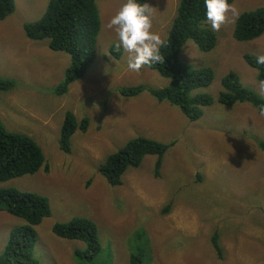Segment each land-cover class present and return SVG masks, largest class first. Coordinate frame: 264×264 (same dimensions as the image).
<instances>
[{
  "label": "rangeland",
  "instance_id": "1",
  "mask_svg": "<svg viewBox=\"0 0 264 264\" xmlns=\"http://www.w3.org/2000/svg\"><path fill=\"white\" fill-rule=\"evenodd\" d=\"M48 1L14 0V10L0 19L7 33L0 39V79L13 81L0 90V123L32 137L46 165L0 182V189L47 197L50 215L36 226L34 253L40 263L81 264L74 251L85 249V243L57 236L53 226L86 217L96 224L101 247L86 264H129L131 251L142 245L147 264H264V150L259 146L264 111L247 102L217 101L220 81L230 71L264 97V81L256 80V70L243 58L264 57V33L250 41L233 37L237 16L264 6V0H232L214 8L205 23L216 38L211 50L201 51L191 39L181 46V62L213 70L212 82L194 91L210 94L213 102L202 106L195 120L149 94L169 79L141 63L166 37L178 0H144L147 21L127 25L119 22L127 0H95L101 25L94 60L62 95L54 88L70 63L68 54L51 50L47 40L14 38L17 27L41 17ZM15 43L26 44L25 49L10 60L1 50ZM113 44L122 47L118 57L109 55ZM139 85L146 89L135 96L118 90ZM68 114L88 123L72 133L71 150L65 152L58 140ZM137 137L173 142L158 176L156 155L146 154L137 167L126 169L121 185L109 184L97 170L99 162ZM21 224L22 218L0 210V253Z\"/></svg>",
  "mask_w": 264,
  "mask_h": 264
},
{
  "label": "trees",
  "instance_id": "2",
  "mask_svg": "<svg viewBox=\"0 0 264 264\" xmlns=\"http://www.w3.org/2000/svg\"><path fill=\"white\" fill-rule=\"evenodd\" d=\"M232 0H178L176 14L169 31L156 50L142 57V64L156 70L169 79L163 88H150V95L160 101L176 106L186 117L195 120L202 115V106L213 102L210 94L194 92L207 87L213 79V70L209 67L194 69L179 60L181 46L187 40H193L201 51H209L215 45V34L205 23L211 17L212 10L228 5ZM144 0H127V11L120 18L122 25L131 21L145 23L147 14L143 8ZM14 10V0H0V19ZM100 16L95 0H49L44 13L34 22L23 24L25 33L32 40H47L53 51L68 54L70 63L64 71L63 79L54 88L62 95L68 86L80 79L95 57L96 39L100 31ZM264 33V6L239 14L234 23L233 37L237 41H250ZM121 45L113 44L109 55L118 57ZM248 66L256 70V80L264 81V57L254 54L243 56ZM10 79H0V90L12 86ZM221 89L217 101L224 105L247 102L259 111H264V97L245 87L236 72L230 71L220 81ZM146 86L120 87L119 92L128 97L135 96ZM88 120L77 122L72 115H67L60 125L59 147L65 152L71 150L70 137L76 128L86 129ZM173 142L163 143L149 138L137 137L129 140L115 153L109 154L99 162L97 170L111 185H121L127 168L137 167L146 154L156 155L154 174L158 176L164 151ZM259 146L264 150V142ZM44 165V155L35 140L25 134L10 132L0 123V182L8 179L33 174ZM0 210L22 218L25 224L14 227L8 241L0 253V264H41L34 249L37 242L36 226L50 215L47 197L16 188L0 189ZM53 232L59 237L81 240L85 249L75 248L74 257L81 264L92 262L100 253L96 224L86 217H73L66 222H58ZM143 236L138 235L139 240ZM216 250L218 245L213 238ZM143 244L148 248V239ZM141 246V245H140ZM149 249V248H148ZM147 250L143 245L138 252L131 251L129 264H147ZM148 253V252H147ZM150 253V250H149ZM105 264H109L108 262Z\"/></svg>",
  "mask_w": 264,
  "mask_h": 264
},
{
  "label": "crops",
  "instance_id": "3",
  "mask_svg": "<svg viewBox=\"0 0 264 264\" xmlns=\"http://www.w3.org/2000/svg\"><path fill=\"white\" fill-rule=\"evenodd\" d=\"M3 31V32H2ZM13 31V30H12ZM2 32V34H1ZM5 34V35H4ZM7 33L6 31H4V27L1 26L0 27V39H2L3 37H6ZM25 35V37H24ZM14 37V36H13ZM14 38L20 40V41H23L24 39L25 40H29V42L31 41V39H29L25 33V30H24V26H19L17 27V36H15ZM22 45H24V47H22ZM25 45L24 43H15L14 45H9V44H5L3 47H2V50L1 52L6 56V57H10V60H12L14 56H16L17 58L21 57L19 55V57L17 56L18 54H21L22 55V52H24L23 49H25ZM9 60V61H10Z\"/></svg>",
  "mask_w": 264,
  "mask_h": 264
}]
</instances>
